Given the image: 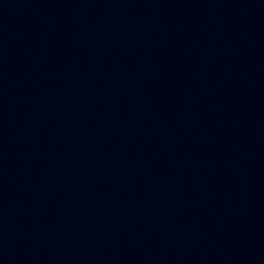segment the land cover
I'll return each mask as SVG.
<instances>
[{
    "label": "water",
    "instance_id": "1",
    "mask_svg": "<svg viewBox=\"0 0 264 264\" xmlns=\"http://www.w3.org/2000/svg\"><path fill=\"white\" fill-rule=\"evenodd\" d=\"M0 264H264V217L139 112L0 23Z\"/></svg>",
    "mask_w": 264,
    "mask_h": 264
}]
</instances>
